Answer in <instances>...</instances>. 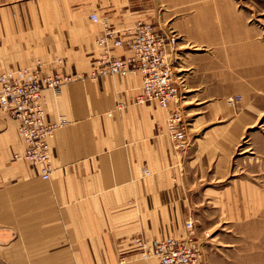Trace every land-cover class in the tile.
Masks as SVG:
<instances>
[{
    "label": "crops",
    "instance_id": "1",
    "mask_svg": "<svg viewBox=\"0 0 264 264\" xmlns=\"http://www.w3.org/2000/svg\"><path fill=\"white\" fill-rule=\"evenodd\" d=\"M174 1L0 0V73L42 60L44 72L86 74L99 56L102 25L93 12L121 32L138 21L172 28L191 140L175 148L168 110L134 102L141 74L77 78L43 91L48 118L69 121L54 134L45 180L37 166L15 158L25 149L19 121L0 108V264H150L133 236H182L188 218L202 242V264H229L246 232L263 226L262 179L235 164L261 115L247 94L230 101L241 74L220 50L192 49L211 26L194 12L180 13L184 4Z\"/></svg>",
    "mask_w": 264,
    "mask_h": 264
},
{
    "label": "built area",
    "instance_id": "2",
    "mask_svg": "<svg viewBox=\"0 0 264 264\" xmlns=\"http://www.w3.org/2000/svg\"><path fill=\"white\" fill-rule=\"evenodd\" d=\"M90 17L99 22L102 29L96 39L99 56L86 74L44 72L42 60L0 73V108L19 121L18 133L25 144L24 151L14 156L37 166L45 180L50 179L53 171L51 142L54 134L69 121L64 117L48 118L43 91L47 88L58 91L77 78L141 74L142 82L134 102L155 101L167 109V132L175 148L185 150L191 143L172 59L178 43L176 32L147 21H138L121 32L96 12ZM116 48L127 50L129 54H117ZM144 172L150 175L148 168H144ZM185 228L186 234L182 236L148 239L137 234L132 238V246L139 257L150 264H202L203 247L195 220L188 218Z\"/></svg>",
    "mask_w": 264,
    "mask_h": 264
},
{
    "label": "rangeland",
    "instance_id": "3",
    "mask_svg": "<svg viewBox=\"0 0 264 264\" xmlns=\"http://www.w3.org/2000/svg\"><path fill=\"white\" fill-rule=\"evenodd\" d=\"M176 1L180 5L184 4L178 8L180 13L194 12L211 26L207 33H203L206 36L198 39L197 48L192 49L220 50L217 53L226 59L225 62L231 63L234 71L241 74L242 77L233 81V90L239 93L229 96L230 101L237 104L243 100L244 95L241 93L247 94L261 115L259 122L252 128L254 137L248 136L243 141L235 164L242 175L258 174L264 187V0H195L194 6L187 3L190 0ZM155 25L166 27L160 22ZM184 114L188 132L189 122L185 111ZM261 218L264 219V214ZM262 222V227L246 232L249 233V239H241V246L230 250L234 259L229 264H236V253H239V264H264Z\"/></svg>",
    "mask_w": 264,
    "mask_h": 264
}]
</instances>
